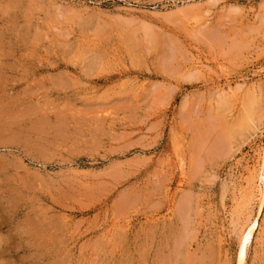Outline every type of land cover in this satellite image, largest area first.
Returning a JSON list of instances; mask_svg holds the SVG:
<instances>
[{"label":"rangeland","instance_id":"1","mask_svg":"<svg viewBox=\"0 0 264 264\" xmlns=\"http://www.w3.org/2000/svg\"><path fill=\"white\" fill-rule=\"evenodd\" d=\"M263 8L0 0V264H264Z\"/></svg>","mask_w":264,"mask_h":264},{"label":"bare ground","instance_id":"2","mask_svg":"<svg viewBox=\"0 0 264 264\" xmlns=\"http://www.w3.org/2000/svg\"><path fill=\"white\" fill-rule=\"evenodd\" d=\"M92 60H93V58H92ZM249 116H250V114H249ZM262 168L263 169H261L262 172L260 174V180H261V186H262V189H263V193H262L263 194V197H261V198H263V205H264V165L262 166ZM263 205H262V207H263ZM260 206H261V203H260ZM262 207H260V208H262ZM259 228H260V222H259V219L257 218L254 222H252L251 224H249V226L247 227V229L243 232L242 237H241V241H240V250L238 252V264H245V262H247L246 261V258H247V252H248L247 249L249 247L248 244L251 243V240L254 238V235L259 230ZM182 244H184V243H182Z\"/></svg>","mask_w":264,"mask_h":264}]
</instances>
